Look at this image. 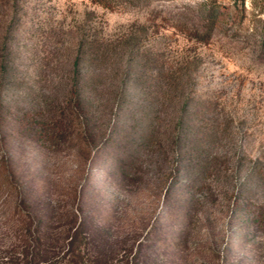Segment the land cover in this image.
I'll return each instance as SVG.
<instances>
[{"label":"rangeland","instance_id":"obj_1","mask_svg":"<svg viewBox=\"0 0 264 264\" xmlns=\"http://www.w3.org/2000/svg\"><path fill=\"white\" fill-rule=\"evenodd\" d=\"M5 34L0 264L35 230L26 211L55 264L79 221L90 263L264 264V0H0ZM89 38L109 49L75 71ZM135 61L176 87L117 95Z\"/></svg>","mask_w":264,"mask_h":264},{"label":"trees","instance_id":"obj_2","mask_svg":"<svg viewBox=\"0 0 264 264\" xmlns=\"http://www.w3.org/2000/svg\"><path fill=\"white\" fill-rule=\"evenodd\" d=\"M95 3H100L104 6H110V0H91ZM214 13L210 14L212 16ZM11 23V22H10ZM6 38L7 35L5 34L4 39L2 37V42L0 46V124L2 120L4 119V116L2 115V112L4 109H7L8 104L5 102V97L3 95V88L5 85L9 83L8 79L10 77L9 71H10V63L9 59L7 58V49H6ZM110 44L104 45V43L100 44L97 43L94 39H84L78 43L77 46V53L75 60L73 61V68H75V71H77V66L79 62V58L82 54H92L95 57H98L99 54H102L103 51H107ZM103 57V55H102ZM100 58V57H99ZM144 67V63L135 61L134 63H130L127 66L126 76L128 79V76H135L133 79L128 80H122L121 83V90L117 93L120 96L123 95V92H125V87L130 83L132 87L137 86L138 89L145 88L150 89L151 92H159L160 95L164 97V95L170 91H172L176 87V80L174 73L170 74L168 78L165 81H162L164 76L162 73H156L154 76H148V77H142L140 74L142 73V69ZM83 85L79 83L78 79H74L71 87L72 97L69 102H72V104H81L83 102H87V98L83 96ZM183 116H179L177 120V130H176V141L177 143L180 141H186L187 135H189V126L186 122H184V119L182 121ZM18 124H22L19 122V118L17 119ZM149 133L146 134L145 131H141L140 137L146 138V140H151L154 136L153 131H148ZM110 139V134L107 133L106 141ZM105 141V142H106ZM106 143H104L100 148L99 152L101 154L108 151L107 146H105ZM255 163V162H254ZM119 164H115L116 168L115 170H112L110 172L111 175H117L120 174L121 170L118 166ZM15 166L14 160H11L9 163L0 161V189L5 186V176L2 175V170H13ZM115 173V174H114ZM25 215H28L27 217L30 219V217L34 218V228L32 231L28 230L27 239L23 240L22 248L20 251H16L17 253H11L9 255L10 263L11 264H55L57 260V257L54 255H51V250L48 247H44L43 243L48 241V236L46 235L45 231L41 230L38 231L37 228L44 225V215H39V213H29V211L25 212ZM43 216V217H42ZM170 218V213H165L164 220ZM159 220H163L162 217H158ZM84 223L82 221L77 222V224L69 231V239L67 241V249H65L62 253V257H66V263L65 264H98L95 263L96 259H92V263H90L87 258H84L81 254L80 250V244L83 241V236L80 235V232L82 231V228L84 227ZM44 229V228H43ZM86 242V241H85ZM84 243V242H83ZM17 254V255H16ZM17 256V257H16ZM19 256V257H18ZM97 262V261H96ZM103 264H107V261L104 260ZM112 264V263H111ZM113 264H121L119 262L113 263ZM130 264H138L137 260H132Z\"/></svg>","mask_w":264,"mask_h":264}]
</instances>
